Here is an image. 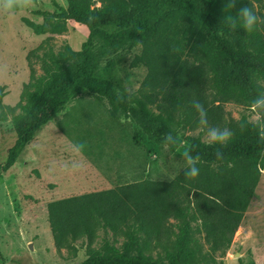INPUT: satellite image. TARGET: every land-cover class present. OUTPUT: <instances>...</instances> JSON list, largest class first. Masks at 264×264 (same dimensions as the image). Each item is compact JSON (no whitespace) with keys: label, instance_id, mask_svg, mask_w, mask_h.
Listing matches in <instances>:
<instances>
[{"label":"trees","instance_id":"obj_1","mask_svg":"<svg viewBox=\"0 0 264 264\" xmlns=\"http://www.w3.org/2000/svg\"><path fill=\"white\" fill-rule=\"evenodd\" d=\"M51 1L55 10L38 14L52 30L61 32L64 22L73 20L88 28L87 38L78 51L66 46L51 54L47 75L32 72L14 106L0 102V119L11 114L17 135L0 171L11 167L40 128L82 92L105 98L113 113L121 111L154 143L172 145L185 129L195 127L227 130L231 137L224 145L183 135L188 153L200 157V173L190 188L176 178L167 184L128 185L127 195L105 189L47 203L58 249L87 242V257L65 264H203L201 244L192 234L194 221L199 223L195 229L204 232L209 260L218 250L224 255L264 168V0H235L233 7L232 0H66L65 7ZM245 5L260 18L251 33L232 29L227 21ZM29 25L36 33L46 29ZM136 45L142 49L132 65L145 66L147 73L139 87L141 100L131 102L120 99L114 85L94 72ZM197 101L206 123L194 106ZM227 102L257 113L258 119L244 112L225 119L222 104ZM168 217L178 220L174 238ZM96 229L123 241L119 247L104 241L100 249L91 248ZM163 243V258H153L151 247Z\"/></svg>","mask_w":264,"mask_h":264},{"label":"rangeland","instance_id":"obj_2","mask_svg":"<svg viewBox=\"0 0 264 264\" xmlns=\"http://www.w3.org/2000/svg\"><path fill=\"white\" fill-rule=\"evenodd\" d=\"M66 6V0H55ZM98 4V3H97ZM54 11L51 0H0V102L14 106L23 85L35 77L47 75L51 54L81 49L88 28L73 20L64 22L61 32H54L50 21L38 11ZM29 22L43 25L42 33L34 32ZM141 45L121 51L103 62L94 72L100 80L110 81L120 99L141 100L139 87L147 69L133 66ZM24 102V101H22ZM146 106L153 112V105ZM225 119H237L250 113L233 102L222 104ZM20 109L16 108L15 113ZM259 115L250 113L256 121ZM210 129H185L172 145L150 141L140 127L121 111L113 113L105 98L82 92L43 125L28 146H24L11 167L0 171V263L1 264H65L80 262L87 257V242H76L71 248L58 249L48 222L47 203L56 199L105 189H119L127 195L128 185L179 183L191 187L192 178L184 172L189 166L184 156L188 143L183 135H198L209 141ZM11 114L0 119V165L16 140ZM83 145V148L79 147ZM104 176V179L101 178ZM125 186V187H124ZM120 195V194H119ZM178 220L168 217L166 224L171 238ZM192 234L201 244L203 264H240L254 261L264 264V168L260 171L253 197L243 213L224 255L220 250L209 260L204 232L192 224ZM170 238V239H171ZM104 241L119 247L122 236L96 229L90 247L100 249ZM163 244L149 251L153 258H163Z\"/></svg>","mask_w":264,"mask_h":264},{"label":"clouds","instance_id":"obj_3","mask_svg":"<svg viewBox=\"0 0 264 264\" xmlns=\"http://www.w3.org/2000/svg\"><path fill=\"white\" fill-rule=\"evenodd\" d=\"M235 0H232L230 7H233ZM259 17L257 16L256 12L249 7L248 5H245L243 7H240L236 12L235 15H230L227 18V21L230 23L232 29L236 28H242L244 31L251 33L253 32L258 24ZM195 108L198 110L202 122L204 121V117L206 116V112L204 110L203 105L197 101L195 102ZM231 137V132L227 130H218L216 128H211L208 132V138L210 143H216L220 145H224L228 142L229 138ZM170 139V137H167ZM80 148H83L82 144H79ZM219 155V153H217ZM184 156L187 158L188 167L186 168L184 174L186 177L195 178L200 173V168L197 166L196 162L200 159V157L197 155L193 157L188 152L184 153Z\"/></svg>","mask_w":264,"mask_h":264},{"label":"crops","instance_id":"obj_4","mask_svg":"<svg viewBox=\"0 0 264 264\" xmlns=\"http://www.w3.org/2000/svg\"><path fill=\"white\" fill-rule=\"evenodd\" d=\"M36 134H37V133H36ZM36 134H35V135H36ZM35 135H34V136H35ZM33 138H34V137H33ZM33 138H32V139H33ZM32 139H31V140H32ZM31 140H30V141H31ZM30 141L27 142L26 146H28V144L30 143ZM101 178L104 179V176H101Z\"/></svg>","mask_w":264,"mask_h":264}]
</instances>
